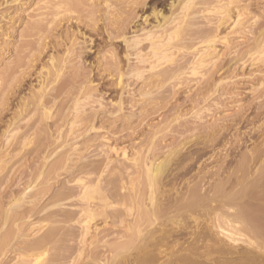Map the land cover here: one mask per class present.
I'll return each instance as SVG.
<instances>
[{
	"label": "rangeland",
	"instance_id": "rangeland-1",
	"mask_svg": "<svg viewBox=\"0 0 264 264\" xmlns=\"http://www.w3.org/2000/svg\"><path fill=\"white\" fill-rule=\"evenodd\" d=\"M67 1L68 3H66ZM71 1L73 4L70 3V0H0V169L3 171L0 173L2 176L0 177V185L2 184L0 186V230H4H1L2 232L0 231L1 238H3L5 232H9L10 228L12 230L15 228L17 234L10 230V233L11 231L12 233H15L12 235V239L15 238V241H11V245L13 243L15 244L9 246L13 249H15V247H13L14 245H17V247L19 246L18 249H15V251L19 253L23 248L25 249L24 245H27L26 243L31 242L37 237L40 238V235H43L48 228H53L55 229V232L56 230H59V232L54 233V240L50 244L51 247L50 245L47 247L45 257L47 256L49 258L47 260V257L46 259L44 257L45 264H63L61 258L65 257V259H67V256L70 258H68L69 260H66L65 262H72L71 264H74L75 262H77L76 264H87L89 259L88 257L86 258L87 252L85 251L91 250V246L93 247L95 245H103L102 242L97 243L94 241L95 235L97 238L99 234L102 235L109 228L112 231V239L113 236L117 234L118 235L114 236V238H118L119 240H123L127 238V236H131L132 239H135L139 235L137 230H134L133 228L131 231H128L129 233H127L125 227L127 228L128 219L133 221V218L137 216V212L143 210L145 206H149L150 201L148 196L150 195L149 193L148 195L146 193L148 192V188L145 187L146 185L144 182L139 185L136 183L133 186V189H131L130 181L133 182L138 179V174L143 171L141 169L144 163L155 162V164H157L169 155L171 156V161L167 171L165 172V175L163 176L162 189L167 191L166 195L171 200V202L175 199H178L179 197H187V194L191 189H196L195 185L197 184L198 186L199 181L200 187L198 186L199 188H197L198 191H200L199 195L205 196L202 197L203 199L207 198V196L214 197L215 199L218 198V200L221 202L223 201L229 206H227L228 209L225 211L232 214L236 213L238 210L242 212V210L245 209L247 211L246 215L249 217L247 218L250 219V223L253 224L255 228L259 229L262 235L256 238V235H254V237L249 233H245L246 235L243 234V239L241 238L242 240H246L250 236L247 239L248 245L244 243L231 245L229 242L227 244L226 239H224L222 236H219V233L217 234V229L207 227V223L202 221L206 218V215H204L205 211L209 210V205L205 203V206L202 207L195 206L191 212L193 219L196 218L199 222V228L196 230V232H198L196 238H192V236L187 234V236H184L178 241L179 244L176 247L169 248L167 253H171L170 250H173L174 252L176 251V253L173 251V253H171L172 256L175 254L173 258L175 259L180 257L178 260H182L181 263H185L187 260V264H264V253H262L264 252V232H262L264 229V0H211V2L208 0L211 4L208 8H206L208 5L204 4L203 6V4H201L204 0H186L188 3L185 5L187 8V10L185 8V17H188H186V20H182L183 17L180 19V16L184 13V10L181 9L183 7L182 5L184 4H180L179 2V5H181L180 7L177 5V0H124V2L121 0L120 2H122V4L119 2V0H113L114 2L111 3H113L114 6L116 5L117 8L114 9L116 7L115 6L113 9H111L116 10L117 13L122 15L121 22L124 21V19H127V21L125 20V24L128 26L125 30V35L127 34L126 37L129 38L133 36L132 32L137 31L138 29H149L154 27V25L156 26L163 17L166 19L170 18L178 20L176 23L179 22V25L177 26L175 24L174 26H171L170 29L172 27V29H174V27L180 28L176 34L177 41H179L178 37L182 38L183 36L182 40H180L182 42L178 43L177 45L178 48L182 47L180 48L181 50L177 51V46H174L176 45L175 43L177 41H173L172 45L174 46V49L168 51H172V53L167 52L169 57H166V55L165 57L167 59L165 60V57L163 56V60L160 62V65H163L160 66L158 64L160 68L157 66V69L160 71H165L166 69V74L163 71L165 76L162 73L163 76L161 75V78H159V75L156 81L154 76H157L156 73H159L157 72L159 70H155V68L154 71L150 72L152 76L151 85L149 86L150 88L146 89L148 92L146 98L140 97L139 94L137 95V92L140 89V79H132L133 85L131 87V93L127 95V98H124L125 102H127L124 103L123 101L124 104L121 106L122 111L120 113L116 112L117 108H115V103L118 102V94L117 88L115 86L117 83L115 77L117 75H115V67H113V65L116 66L119 60L122 58H120V56H122L123 53L119 51L121 50V43L118 39H114L110 43H115L117 41L115 44L118 48L109 46L108 43H105V39H102L100 36H98L102 26L109 23V19L106 20L109 18V16L106 14H109V11H111L110 13L113 15L116 13L115 11L112 12L110 9H106L105 5L103 7L101 0H75L77 1L75 2L76 4H74V0ZM125 2L129 4L126 6L127 3ZM135 2L137 5H133ZM57 4L58 7L60 5V7L57 9L58 12H56V8H54L57 7ZM171 4L176 6L172 7ZM216 5H218L220 9H218V6L215 7ZM52 6L54 7L52 8ZM178 6L179 8H177ZM122 7L123 10H119L120 8L122 9ZM178 9L183 13L178 15L181 13ZM104 10H106L105 13ZM123 12L127 14H123ZM193 12L194 15H192ZM41 13H44L43 15H48L49 13L51 14L47 17H44ZM40 14L42 17L39 16ZM56 14H58V16H56ZM111 14H109L110 17ZM187 14L191 16L189 17ZM105 16L106 19H103ZM40 17L42 18L41 20ZM112 19L110 22H112ZM36 21L39 22L36 23ZM234 21H237V23L235 22L237 25L234 24ZM156 22L158 23L156 24ZM34 24H40L38 26L36 25V31H32L30 29V26H33ZM38 27L39 30H37ZM183 27L187 30H191V32L189 33V31L185 30ZM181 28L183 31H181ZM184 30L188 32V35H182L185 32ZM175 36H173L174 39H176ZM71 43L76 44L77 48L81 49L80 51L82 54L80 55V61L79 59H75L74 55L69 58L71 54H65V49L69 48ZM207 51L211 54L207 53ZM206 53L210 55H208L207 58L205 57ZM50 55H53L51 56L52 58L56 56L55 59L58 58L57 60L62 58L67 59V57L68 59H74V61L70 63H73L72 65L69 63L66 65L67 68L74 66L73 72H75V70L79 71V80L77 81L79 82L78 86H80V84L82 85L84 82L85 84L83 83V85L87 84L89 87H91L92 97L90 100L91 102L96 101V103H92L90 105L91 107L89 106L92 110V112L89 111V113H93L94 117L97 115L98 116L93 119V122L92 120H89L91 122H86L87 125L84 123L82 124V127L78 126V129L75 128L77 131L80 129L79 132L77 133V131H74L76 132V135H74V137L70 136L69 138L72 137L71 140L68 138V143L70 144H68V147L70 149L77 148L76 151L71 150V152L69 151L70 153L68 152L70 159L69 157L67 159L68 161L70 160L71 163L68 161L67 162L72 166L68 163L67 166L68 169L69 166L70 169L73 167L75 169H71L73 172H71L70 169L69 171L58 170L55 173H50L48 171L49 167L54 162L58 161L59 156H61V152L68 151L70 149L65 148V150L56 153L55 156H52L49 160L44 162L45 155L43 153L40 154V151L37 150H40L41 145L45 143V139L44 141L43 139H39L40 137L44 138L45 133L44 131H41L42 133L39 132L41 129V124L38 122L39 120L36 115L29 118L27 117L26 120H24V124L22 125L25 126L26 122L27 124L33 125V123L36 121V124L34 123L33 130L30 131L31 133H29L34 134L36 132L37 134H42H38V138L35 136L36 134H34L35 140L43 141H41L42 144L39 145L40 147L37 146V144H40V142L37 143L38 141L32 140V145L33 142H35L33 147L31 145L30 147L28 146V149L27 147H23V149L21 148L22 146L19 148L16 146V148L13 149V146L17 144H15V142L18 140V136L21 134L20 132V134L18 132L16 133L19 135H16L15 133V135L12 134L13 137L11 138L12 140H10L12 142L9 143L8 140H6V137L9 136V134L5 133V125L7 121H10L14 116L16 108L15 106H17V103L21 100V98L25 96L29 98L33 92L36 93V91H38L40 88L39 83L41 80L38 79V77L40 74H44L46 72L45 70L49 68L47 67V64L49 66V59L51 58ZM116 56H119L118 58L120 59H116ZM200 57L206 60L205 64L199 67L198 60L201 59ZM116 60L118 62H115ZM132 60H134V57H132ZM111 63H113V65ZM16 64L20 66L17 67ZM176 65L178 66V69L181 66L183 69L180 68L179 71H177L178 69ZM121 66L122 65H120V67ZM83 67L84 70H81ZM117 67L118 66H116V68ZM42 68L44 70H40ZM68 73L71 74L72 72L70 73L68 70H65L64 76L66 79ZM144 75L147 76L148 74ZM80 78L85 79V81L83 79L80 81ZM64 79L65 78L63 77V80ZM77 82L76 87H78ZM73 86L75 87V84H73ZM210 86L211 88H209ZM133 91L134 95L132 98L131 94H133ZM7 99H9V101ZM133 99L136 101L133 103L136 106L132 104ZM112 103L115 104L113 107ZM128 103L132 106H128ZM99 105L100 107H98ZM94 107L100 110L99 112L97 109H95L97 112H99V114L94 110ZM55 110H57L55 107L51 108V111L53 112H51V114L55 115L57 113ZM106 110L109 112L110 110H112L111 112L114 110V115H109L108 111ZM103 111L105 112L103 113ZM86 112L85 115L89 114H86ZM90 114L89 116L91 117L93 114ZM119 116H122L123 119ZM116 117L120 119H117ZM37 123H39V125ZM91 123L93 124L94 128L88 132H85V126L89 127ZM35 127L38 128V132L37 130L34 131L36 129ZM4 136L6 137L4 138ZM15 136H17V140L14 139ZM75 136H79L77 140L75 139ZM4 141L8 142L7 146V142L5 143ZM228 141H230V143ZM11 144L12 147H10ZM224 144H226L228 147ZM17 145L19 146L20 144ZM71 145L75 148H72ZM4 146L7 148L10 147L9 151L7 148H4ZM211 146L214 147L212 148ZM33 148H37L35 149L37 154H34L36 151L34 152ZM16 149L17 152L15 151ZM26 149L29 150V153ZM22 150L23 154L21 153ZM77 150H81L79 151V153L81 152L80 155L77 153ZM112 150L113 152H111ZM75 152L78 154V156ZM71 154L75 155L72 156ZM142 154H144V157ZM108 155L112 158L110 161L111 164H108L111 169H109V167L108 169L110 172L107 169L109 173H103V176H101L100 179L102 181V183H100L101 186L107 190H103L104 194L101 192L103 200H105L104 197L106 196V200L104 202L108 205L105 207L107 209L105 210L104 208V210L105 212H110V210L113 209L111 210L112 214L117 213V216L121 213V210L123 213H121L122 217L119 216V218H112L108 212H104V215L102 211L101 214H103V216L100 214L97 217L99 219L96 218V221H94L95 223L97 222V225H95L94 222L90 224H93L94 226H91L93 231L91 229L90 230L93 233H95L97 230V233L93 234V236L91 231H89L90 233L86 234L85 236L81 234L80 237L79 232L82 233L83 231H79L81 228L78 229L76 226L78 217L77 215H74V210L78 211L77 209L79 208L77 207L79 206L77 205L78 198L74 199V197H72L71 200L69 197H60L57 195L61 194V192L64 193L68 191L70 188L72 190L78 185L77 183L79 182L77 180L80 177L76 174V168L78 170L81 166H86V164L94 166L96 164L95 161L97 164H99L101 158ZM244 155L247 158L250 156L252 158L256 157L255 159L253 158V160H251V157L249 158L251 161H253L251 163L252 165L248 161L246 163L248 170H246V174H248L247 176L250 177L248 178L246 176L243 178V180L239 179L240 181L235 182V179L232 178L234 176L242 175L241 172L235 175L233 174L232 170L234 171V168L235 171L239 169L241 163L240 160L242 159L241 157ZM256 155L261 156H259V160H257V162H255L258 157ZM211 156H213V158ZM227 156L229 157L227 158ZM74 157L75 160H73ZM132 157L137 159V163H139L141 166L139 164L134 165L133 160H131ZM105 158H102V160ZM197 158H199V162L196 160ZM92 161L94 162V165ZM237 164H239V166ZM132 165H134V167ZM21 166V169L18 168ZM24 166L25 168H23ZM126 166L129 168H126ZM113 168H116L115 172H113ZM87 169L89 170L90 168ZM187 169L189 171H187ZM259 169L261 171H258V173L257 170ZM118 170L119 172L121 171V174L118 172V174L114 175V173H117ZM111 171L113 174H111ZM134 171H136V173ZM178 173L179 176L183 174L185 175L182 176L183 178H178ZM228 174H231L232 176H229ZM116 175H119L117 179H121L122 184H119L121 183V180H116ZM110 176L112 177L109 179ZM128 176L129 179H127ZM174 176H176L178 179H175L176 177L174 178ZM228 176L231 178L229 179ZM200 178L201 180L203 179L205 183L201 181ZM111 179L116 180L119 186H121V188L123 187L122 191L119 190L120 187H116L118 186L117 183ZM47 180L48 182L45 183ZM106 180H109L108 182L110 183L108 184ZM170 180L172 181L170 182ZM111 181L114 182L116 186L114 183H111ZM102 184H105V186ZM106 184H108V186ZM112 184L113 186H111ZM218 184L219 190H216L215 187H217ZM223 184L225 186H223ZM109 186L113 187L109 188L113 192H110V190L108 192L107 188ZM212 188L214 189L212 190ZM113 189H115V191ZM127 189L130 191V197L128 200H125L123 205H120L119 201L116 199H119V196L122 194L127 193ZM116 190L120 194L117 195V192L115 193V196L113 194L116 192ZM40 191L42 193L44 192V194L42 195ZM239 192L242 193V197L238 195ZM37 193L41 196L39 195L36 197L38 195ZM109 193H113V197L108 195ZM75 194L77 195V193ZM136 194H138L140 199L136 196ZM33 197L37 199H34ZM53 197L56 199L54 198V200ZM153 197L156 198V200L154 199L156 203L164 200L161 197L160 188L155 190ZM114 200L117 202H114ZM30 202L33 203V207L30 206ZM58 202H60V204ZM28 203L30 204L28 205ZM57 203L62 205V207H58L56 205ZM71 203L77 208L74 209L75 207H73L72 209V207H70L72 205ZM216 204L217 203H214L212 205L214 206ZM22 205L24 211L27 207L26 211L28 212H25L24 214L30 213L28 216L21 214L24 212L21 209ZM34 208L36 209L34 210ZM62 208L66 212H64ZM58 210H62L61 213L63 212L62 214L65 216L51 215L50 217L49 213L51 211L53 213L57 212ZM69 211L72 213V215L67 216ZM183 212H185V210H183ZM17 213L18 216H16ZM19 213L22 215V217H20ZM23 216H25L26 219H24ZM54 216L56 219L53 218ZM72 216L74 217V220ZM61 217L66 218H64L66 223ZM67 217H69L70 221ZM177 218L181 221V225L189 224V226L191 225L190 227H193V224L190 223L192 219L186 217L184 218L182 215L181 217L179 216ZM113 219L116 220V223L115 221H112ZM121 220L125 221L122 222ZM130 221H128V223ZM73 222H75V224ZM122 223L125 225V227L121 225ZM71 224H74V227ZM75 226L77 228H75ZM168 227V230L174 231L172 230L173 226L169 225ZM116 228H118V231ZM151 228L152 226H150V228L143 227L141 229L143 231L141 232V235H143V233L146 231H150ZM123 229L125 230L126 235L123 234ZM191 230L194 231V228H190L189 230L187 229V231L184 232L190 233L192 232ZM62 231L68 236L64 235ZM15 235H17V237H15ZM72 236L74 238V243H72V240H69L72 238ZM90 236L92 239H90ZM84 237L86 238V241L83 240L85 239ZM87 238L90 239L91 242ZM22 239L25 240L23 241ZM27 239L29 242L26 241ZM81 239L84 243L81 241ZM21 240L24 243L20 242ZM137 240H135L136 243H133V248L138 243ZM80 241L82 243H80ZM54 245H56V249L54 248ZM78 246H84V248H81L83 249L81 252L79 251L80 249ZM9 248L6 250L7 252H10L11 248ZM76 250H78L80 253ZM6 251L5 253H7ZM11 251L12 252L9 254H5L3 252L2 255H0V264H15L16 261L14 260L15 262H12L11 259H15L16 256L14 257V255L20 256V253L13 254L15 251ZM117 254L118 264H128V262L129 264H133L130 263L133 262L131 261L133 260L131 259L132 257L134 258L136 256L143 255L139 254L138 251L134 249L129 251L119 250L117 251ZM54 255L56 260L53 259L50 261V256L53 257ZM107 256H111V254H107ZM71 257L72 261H70ZM16 258L19 259V257ZM165 258H162L161 261L155 263H162ZM126 259L131 260L126 262ZM27 260L28 259L25 261ZM102 261L106 262V258ZM18 263L19 262L17 261V264ZM175 263L177 264V262ZM66 264L70 263L67 262Z\"/></svg>",
	"mask_w": 264,
	"mask_h": 264
},
{
	"label": "bare ground",
	"instance_id": "bare-ground-1",
	"mask_svg": "<svg viewBox=\"0 0 264 264\" xmlns=\"http://www.w3.org/2000/svg\"><path fill=\"white\" fill-rule=\"evenodd\" d=\"M60 1V0H59ZM102 1V5H103V7H104V5H105V8L106 9H110V10H112L113 9V7H115L114 6V4L113 3H111V2H114L113 0H101ZM121 0H119V2H120ZM125 1H128V0H125ZM134 1V0H133ZM137 1V0H136ZM140 1V0H139ZM189 1V0H188ZM203 1V0H202ZM75 2H77V1H75L74 0V4H76ZM118 2V1H117ZM123 2H124V0H123ZM177 2H178V4L177 5H179V2H180V4H184V5H182L183 7L181 8L182 10H184V13L182 12V11H180L179 9V11L181 12V13H179L178 15H180V14H182L183 13V15H181L180 16V19L182 18V20H186V17H185V11L187 10V8H186V6L185 5H187L188 3L186 2V0H177ZM184 2H186V3H184ZM205 2V3H204ZM210 2H211V0H210ZM210 2L208 1V0H204L203 1V3H201V4H203V6H204V4L205 5H208L206 8H208L209 7V5H211L210 4ZM213 2V1H212ZM66 3H68V1L66 2ZM70 3L71 4H73V2L70 0ZM121 4H122V2H120ZM125 3H127V2H125ZM78 4V3H77ZM80 4H81V2H80ZM120 4V5H121ZM129 3H127L126 4V6L128 5ZM136 4V2L133 4V5H135ZM69 5V4H68ZM117 5H118V3H117ZM137 5V4H136ZM200 5V4H199ZM57 7H54V6H52V8L54 7V8H56L55 9V11L56 12H58L57 11V9L60 7V5H59V7H58V4L56 5ZM73 6V5H72ZM71 6V7H72ZM171 6L173 7L174 5L173 4H171ZM176 6V5H175ZM174 6V7H175ZM180 7H181V5H179ZM179 6L177 7V8H179ZM189 6V5H188ZM187 6V7H188ZM218 5H216L215 7H217ZM62 7V6H61ZM102 7V6H101ZM102 7V8H103ZM112 8V9H111ZM117 8V6L114 8V9H116ZM184 8V9H183ZM185 8H186V10H185ZM190 8V7H189ZM188 8V9H189ZM205 8V7H204ZM65 9V8H64ZM63 9V10H64ZM119 9V8H118ZM174 9V8H173ZM216 9V8H215ZM218 9H220L219 8V6H218ZM54 10V9H53ZM67 10L69 11V9L67 8ZM103 10V9H102ZM119 10H123V7H122V9L120 8ZM176 10V9H175ZM105 11L106 10H104V13H105ZM109 11V10H108ZM113 11H115V15H113V14H111L110 12L111 11H109V14H111V17L114 19H112L111 17H110V15L109 14H106L107 16H109V18H107L106 19V16H105V18L103 17V19H106V20H108L109 19V23L108 24H104L103 26H102V28L100 29V33H98V36H100V38H102V39H105L106 40V44L108 43V45L109 46H114V47H116V44L115 43H117V41L115 42V43H110L112 40H114V39H118L119 41H120V43H121V45H120V49L121 50H119V51H121L122 53H123V55L122 56H120V58H118L117 56V58L116 59H120L119 60V62L116 60L115 62H118L117 63V65L116 66H118L117 68H116V66L115 65H113V63H111L112 65H113V67H115V75H117L115 78H116V80H117V83L115 84V86H116V88H117V94H118V102L117 103H115V104H113L112 105V107L115 105L116 107L115 108H117V110H116V112H121L122 111V105L124 104V103H126L125 102V100H124V98L126 97H128L127 95H129L130 93H131V87H132V85H133V83H132V79H134V78H137V79H140V89L138 90V92H137V95L139 94V96L140 97H145L146 98V95L148 94V92H147V88H150L149 86L151 85V78H152V76H151V74H150V72L151 71H154V69L155 70H159V69H157V66H159L160 65V62L163 60V56L165 57L168 53H172V51L171 52H168V51H170V50H172V49H174V46L176 47L177 45H178V43H180V42H182V41H180V40H182V38H183V36H182V38H179L178 37V39H179V41H177V33H178V31H179V29L180 28H178V27H174V29H170V27L171 26H174L175 24L178 26L179 24V22L178 23H176V21H178V20H175V19H170V18H162V20H160L159 21V23L158 22H156V26L154 25V27H152V28H149V29H143V28H141V29H138L137 31H133L132 32V34H133V36H131V37H126V35H125V30L127 29V25L125 24L126 23V21H127V19H124V21H122V22H124V23H122L121 22V16L122 15H120L119 13H117L116 12V10H112V12ZM118 11V10H117ZM121 11H120V13H121ZM188 12H189V10H188ZM48 13V12H47ZM103 13V14H104ZM125 12H123V14H124ZM176 13V12H175ZM42 15L44 14V13H41ZM41 14L39 15V16H41ZM51 13H49L48 15H50ZM125 14H127V13H125ZM190 14V13H189ZM189 14H187L188 16H189ZM46 15V16H45ZM45 15H43L44 17H47L48 15L47 14H45ZM55 15V14H54ZM60 15V14H59ZM64 15V14H63ZM173 15V14H172ZM176 15V14H175ZM192 15H194V12L192 13ZM56 16H58V14H56ZM104 16V15H103ZM191 16V15H190ZM189 16V17H190ZM42 17V16H41ZM40 17V20L42 19ZM176 17H177V15H176ZM176 17H174V18H176ZM123 18V17H122ZM173 18V17H172ZM179 18V17H178ZM188 18V17H187ZM102 19V20H103ZM112 19V22H110V20ZM169 19V20H168ZM190 19H192V18H190ZM39 20V19H38ZM189 20V19H188ZM179 21H181V20H179ZM189 21H191V20H189ZM39 22V21H38ZM37 21H36V23H38ZM104 22H105V20H104ZM108 22V21H107ZM183 22V21H182ZM185 22V21H184ZM192 22H193V20H192ZM237 23V21H234V24L235 25H237L236 23ZM189 23H191V22H189ZM51 24H52V22H51ZM103 24V23H102ZM181 24H183V23H181ZM192 24V23H191ZM32 25V24H31ZM37 25V24H36ZM35 24L33 25V26H30L31 28V30L32 31H36V28H37V26L38 25H40V24H38L37 26H36ZM126 25V26H125ZM233 25V24H232ZM235 25H233V26H235ZM182 26H184V25H182ZM190 26H192V25H190ZM188 27V26H187ZM184 28V27H183ZM189 28V27H188ZM182 29V28H181ZM185 29V28H184ZM37 30H39V27H38V29ZM185 30H187V29H185ZM184 30V31H185ZM181 31H183V29L181 30ZM187 31H189V33L191 32V30H187ZM39 32V31H38ZM186 32V31H185ZM183 33L182 35H184V34H187L188 32H186V33ZM176 35V36H175ZM188 35V34H187ZM173 36H175V38L176 39H174L173 38ZM185 36V35H184ZM115 37V38H114ZM174 39V40H173ZM177 41L175 44L176 45H172V42L173 41ZM184 40V39H183ZM109 41V42H108ZM212 41V40H211ZM90 42H91V40H90ZM92 43V42H91ZM210 43V42H209ZM207 44H208V42H207ZM173 46V47H172ZM79 47V46H78ZM172 47V48H171ZM116 48H118V47H116ZM178 50L177 51H179V50H181L180 48H182V47H180V48H178V46L176 47ZM184 48V47H183ZM81 49H78L77 48V46H76V44H74V43H71L70 44V46H69V48H67V49H65V54L66 55H70L69 56V58L72 56V55H74L75 56V59H79V61L81 60L80 59V55L82 54L81 53V51H80ZM115 50H117V49H115ZM64 51V50H63ZM176 51V50H175ZM176 51V52H177ZM168 52V53H167ZM206 52V51H205ZM64 53V52H63ZM116 53H118V52H116ZM207 53H209L208 51H207ZM206 53V55H205V57L207 58L208 57V55L209 54H211V53H209V54H207ZM203 54V53H202ZM201 54V55H202ZM64 55V54H63ZM117 55V54H116ZM120 55H121V53H120ZM169 55V54H168ZM166 56V57H169V56ZM204 55V54H203ZM202 55V56H203ZM51 56H53V55H50V57ZM65 56V55H64ZM210 56V55H209ZM56 57V56H55ZM55 57L54 58H50L49 59V66H48V64H47V67H49L48 69H46L44 72V74H40L39 75V77H38V79H40L41 80V82L39 83L40 84V88L38 89V91H36V93L35 92H33L32 93V95L30 96V94H29V98H27V96H25V97H22L21 98V100L17 103V106H15L16 108H15V113H14V116L12 117V119L10 120V121H7V123H6V125H5V133H7V134H9V136L8 137H6V136H4V138L6 137L7 139L6 140H8V142L10 143V142H12V141H10V140H12L11 138L13 137V135H15L17 132L20 134H16V135H19L18 136V140H17V136H15V138L14 139H16L17 141L15 142V144L17 143V144H20L19 146L16 144L15 146H13V149L14 148H16V146L19 148V147H21V148H25V147H27V149L32 145L31 143H32V140H34V141H38L37 143H39L40 142V144H37V146H39V145H41L42 143H41V141L40 140H35V138H34V134H36L35 136H37V138L39 137V135H42V134H40V133H34V134H30L31 132L30 131H32L33 130V128H34V123L36 122H34L33 123V125H30V124H27V122H26V124H25V126L24 125H22V124H24V120H26V118L28 117H31V116H34V115H36L37 117H38V122L41 124V129H40V131L39 130H37L38 128H36L34 131H36L37 130V132L39 131V132H41V131H44V133H45V136H44V138L42 137H40L39 139H43V141H44V139H45V143L44 144H42L41 145V149L40 150H37V151H40L39 153L40 154H44L45 156H44V162L45 161H47V160H49L52 156H55L56 155V153H58V152H61L62 150H65V148H69L68 147V138L70 137V136H73L74 137V135H76L75 133L76 132H74V131H77L76 129H78L77 127L79 126V127H82L83 125L82 124H84V123H90L91 121H89V120H92V122L94 121L93 119H95L97 116H95L94 117V114L93 113H91V114H93V115H91L90 113H89V111H91L92 112V110H91V104L92 103H96V101L94 102V101H92L91 102V100H90V98L92 97V89H91V87H89L87 84V86L86 85H83V83H82V85L80 84V86H78V83L79 82H77L78 80H79V78H78V76H79V71L77 70H75V72H73L74 71V66L73 67H69V68H67V64L69 63H71L72 61H74V59H68V57H67V59L65 58V59H60V60H57V59H55ZM66 57V56H65ZM132 57H134V60H132ZM165 57V60L167 59ZM204 57V56H203ZM204 57V58H205ZM201 59L200 60H198V66L200 67L201 65H203V64H205V60L206 59H202V57H200ZM78 61V60H77ZM114 62V63H115ZM73 64V63H72ZM72 64H70V65H72ZM110 64V65H111ZM122 65L121 67H120V65ZM159 64V65H158ZM197 64V63H196ZM112 65H111V67H112ZM161 65H163V64H161ZM160 65V66H161ZM16 66L18 67V66H20V65H17L16 64ZM76 66V65H75ZM160 66H159V68H160ZM177 66V65H176ZM179 66H181V65H179ZM47 67H45V68H47ZM113 67H112V69H113ZM182 67V66H181ZM180 67V68H181ZM44 68V67H43ZM40 69V70H44V69ZM179 68V69H180ZM9 69V68H8ZM78 69H81V68H78ZM98 69V68H97ZM163 69V68H162ZM177 69H178V66H177ZM176 69V70H177ZM179 69L177 70V71H179ZM181 69H183V68H181ZM65 70H68L71 74H69L68 73V75H67V79H66V77L64 76L65 75ZM81 70H84V67H83V69H81ZM96 70V69H95ZM114 70V69H113ZM93 71V70H92ZM164 71V70H163ZM163 71L161 70H159V71H157V72H159V73H156V75L157 76H154V78H155V80L157 81V78H158V76L160 75V77L159 78H161V75H162V73H163ZM165 71H166V69H165ZM165 71H164V73H165ZM182 71V70H181ZM193 71H195V70H193ZM94 72V71H93ZM154 73V72H153ZM163 73V74H164ZM177 73V72H176ZM194 73V72H193ZM97 74V73H96ZM144 74H148L147 76H145ZM150 74V75H149ZM166 74V73H165ZM165 74H164V76H165ZM152 75H154V74H152ZM163 76V75H162ZM63 77L65 78L64 80H63ZM81 77V76H80ZM85 77V76H84ZM163 78V77H162ZM83 79V78H82ZM81 78H80V81L82 80ZM39 80V81H40ZM84 81H85V79H83ZM153 81V80H152ZM160 81V80H159ZM76 82H77V86L78 87H76ZM87 82V81H86ZM154 83V82H153ZM73 84H75V87L73 86ZM85 84V83H84ZM130 88V89H129ZM138 88H139V86H138ZM206 88V87H205ZM207 88H208V86H207ZM209 88H211V86L209 87ZM206 90V89H205ZM204 90V91H205ZM210 91V90H209ZM133 94H131L132 95V98H133V95H134V91L132 92ZM205 93V92H204ZM209 93V92H208ZM17 94H19V93H17ZM207 95V94H206ZM204 97V96H203ZM131 98V99H132ZM209 98V97H208ZM204 99V98H203ZM8 101H9V99H7ZM127 100V99H126ZM130 100V99H129ZM135 99H133V101H132V104L133 103H135L136 101H134ZM140 100V99H139ZM139 100H137V101H139ZM11 101V100H10ZM57 101V102H56ZM123 101H124V103H123ZM142 101V100H141ZM131 103V102H130ZM141 103V102H140ZM145 103V102H144ZM127 105V104H126ZM131 105V104H130ZM129 105V103H128V106H130ZM134 106H136L135 104H133ZM9 106V105H8ZM50 106H52V107H50ZM90 106V107H89ZM132 106V105H131ZM55 107V109H57V110H55V111H57V113L54 115V114H51V108H54ZM87 107H88V110H87ZM96 107V106H95ZM94 107V110L95 109H97V108H95ZM98 107H100V105L98 106ZM105 108H106V106H105ZM114 108V109H115ZM110 109V108H109ZM86 111H88V112H86ZM96 111V110H95ZM97 111H99L100 112V110L99 109H97ZM96 111V112H97ZM106 111H108V110H106ZM112 110H110V112H111ZM85 112H86V114L87 113H89L90 115H91V117L89 116V114H87V115H85ZM99 112H97L98 114H99ZM105 111H103V113H104ZM109 111H108V113H109V115H111V116H113L114 115V110H113V112H111L110 113ZM115 112V113H116ZM53 113V112H52ZM95 113V112H94ZM107 113V112H106ZM118 113V114H119ZM85 116H84V115ZM96 114V113H95ZM113 114V115H112ZM117 114V113H116ZM54 116V118H53V116ZM108 116V115H107ZM123 116V115H122ZM122 116H119V117H121L122 119H123V117ZM93 117V118H92ZM117 119H120V118H118V117H116ZM9 120V119H8ZM39 123H37L38 125H39ZM87 123H86V125H87ZM36 124V123H35ZM28 125V126H27ZM37 125V126H38ZM89 125V124H88ZM39 127V126H38ZM76 128V129H75ZM94 127H93V124L91 123V125L89 126V127H87V126H85V132H88V131H90V130H92ZM219 129V128H218ZM80 130V129H79ZM79 130L77 131V133L79 132ZM30 132V133H29ZM15 133V134H14ZM42 133V132H41ZM43 133V134H44ZM84 133V132H83ZM13 134V135H12ZM5 135V134H4ZM32 137H33V139H32ZM76 137V136H75ZM79 137V136H78ZM78 137H76L75 139L77 140V138ZM72 138V137H71ZM71 138H69V140H71ZM72 140H74V139H72ZM213 140V139H212ZM211 140V141H212ZM237 140V139H236ZM42 141V142H43ZM216 141V140H215ZM241 141H242V139H241ZM241 141H240V143H241ZM5 142V141H4ZM7 142V141H6ZM5 142V143H6ZM8 142H7V144H6V146L8 145ZM14 142H13V144H14ZM212 142H214V141H212ZM211 142V143H212ZM218 142V141H217ZM229 143H230V141H228ZM35 142H33V145H32V147L35 145L34 144ZM210 143V144H211ZM236 143V142H235ZM243 143V142H242ZM214 144V143H213ZM70 145V144H69ZM73 145V144H72ZM71 145V146H72ZM219 145V144H218ZM224 145H226V144H224ZM229 145V144H228ZM234 145V144H233ZM237 145V144H236ZM29 146V147H28ZM70 146V147H71ZM74 146V145H73ZM72 146V148H75V147H73ZM222 146V145H221ZM227 146V145H226ZM235 146V145H234ZM10 147H12V144H11V146ZM9 147V148H10ZM40 147V146H39ZM212 147V146H211ZM214 147V146H213ZM212 147V148H213ZM218 147V146H217ZM217 147H215V148H217ZM228 147V146H227ZM230 147V146H229ZM239 147V146H238ZM237 147V148H238ZM4 148H7V147H5L4 146ZM9 148H7V150L9 151ZM20 148V149H21ZM23 148V149H24ZM220 148V147H219ZM26 149V150H27ZM35 149H37V148H35ZM34 148H33V150H34V152L36 151ZM70 149V148H69ZM76 149L77 148H75V149H70V150H68V149H66V150H68V151H63V152H61V156H59V159H58V161H56V162H54L50 167H49V169H48V171L50 172V173H55L56 171H58V170H63V171H69V169H70V166H69V169H68V166H67V163L68 162H70V160L68 161V157H69V159H70V156H69V154H68V152L70 151L71 152V150H74V151H76ZM221 149V148H220ZM223 149H224V147H223ZM232 149H234V148H232ZM6 150V149H5ZM4 150V151H5ZM30 150H31V148H30ZM32 150V151H33ZM110 150V149H109ZM108 150V151H109ZM219 150V149H218ZM16 152H17V149L15 150ZM19 151V150H18ZM28 151V153H29V150H27ZM32 151H30L31 153H33ZM37 151L34 153V154H37ZM79 151H81V150H77V153H79ZM227 151V150H226ZM230 151V150H229ZM21 152V151H20ZM26 152V151H25ZM69 152V153H70ZM111 152H113V150L111 151ZM174 152V151H173ZM250 152H252V151H250ZM22 154H23V150H22V152H21ZM72 153H74V152H72ZM76 153V152H75ZM76 153V155L78 156V154ZM81 153V152H80ZM80 153H79V155H80ZM222 153V152H221ZM249 153V152H248ZM263 153V152H262ZM8 154V153H7ZM25 154V153H24ZM124 154V153H123ZM139 154V153H138ZM175 154V153H174ZM245 154H247V153H245ZM258 154V153H257ZM72 155V154H71ZM75 155V154H74ZM74 155H72V156H74ZM134 155V154H133ZM143 155V157H144V154H142ZM141 155V156H142ZM173 155V154H172ZM250 155V154H249ZM248 155V156H249ZM254 155H255V152H254ZM253 155V156H254ZM13 156V155H12ZM17 156V155H16ZM82 156V155H81ZM132 156V155H131ZM135 156V155H134ZM133 156V157H134ZM226 156V155H225ZM224 156V157H225ZM245 156V155H244ZM244 156H240L242 159L240 160V166H239V164H237L238 166H239V169L238 170H236L235 171V168H234V171L232 170V172H233V174H235V175H237V173H239V172H241V175L242 176H234L232 179H235V182H238V181H240L239 179H241V180H243V178L244 177H246L248 174H246V170H247V161L248 162H250V164L253 162V161H251V160H253V158L251 157V160L249 159V158H247L246 156L244 157ZM256 156H258L257 157V159L255 160V162H257V160H259L258 158H259V156L260 155H256ZM106 157V158H105ZM105 157H102V158H105V159H103L102 160V158H101V160L99 161V164H97V162L95 161V163L97 164H95L94 165V162H93V165L94 166H90V165H87L86 163V166H81L78 170H77V168H76V174L80 177H78L77 179V181L79 182V183H77L78 185L77 186H75V188H73L72 190H71V188L70 189H68V191H66V192H64V193H62L61 192V194H59V195H57V196H60V197H69V198H71V200H72V197H74V199H77L78 198V202H77V205H79V206H77V207H79L77 210L78 211H76V210H74L75 212V214L74 215H77V217H78V219H77V217H76V219H77V221H76V226L78 227V229L79 228H81V230H79V231H83L82 233H80L79 232V234H80V237H81V234L83 235V236H85L86 234H88V233H90L89 231H91L92 229H91V226H93V224L92 225H90L92 222H94V221H96V218L101 214V212L104 214V212H105V210L107 209V208H105L106 207V203L104 202L105 200H106V196L104 197L105 198V200H103V196L101 195V192L104 194V192H103V190L105 191L106 189H104V187L103 186H101V184L100 183H102V181L100 180L101 179V176H103L102 174L103 173H107L108 172V170L109 169H111V167L108 165L109 163H110V161H111V156L109 157V155L108 156H105ZM132 157V158H133ZM140 157V156H139ZM147 157V156H146ZM170 157L171 156H166L161 162H159V163H157V164H155V162L153 163V162H150V163H144L143 165H142V169L141 170H143V171H141L138 175V179H136L135 181H133V182H131L130 181V183H131V189H133V186L137 183L138 185L139 184H141L142 182H144L145 183V187H147L148 188V192H146L147 193V195H148V193H149V195L150 196H148L149 197V201H150V204H149V206H145L144 208H143V210H139L140 212H137V216L136 217H134L133 218V221H130L129 219H128V221H130L129 223H128V221H127V228L125 227V225H123V223L121 224V225H123L124 227H125V230H126V232L127 233H129L128 231H131V229L133 228L134 230L136 229L137 230V232H138V236L135 238V239H132V237L130 236H127V238H125V239H123V240H119L118 238H114V236H117L118 234H117V232H116V234L117 235H114L113 236V239H115V240H113L112 239V237H111V233H112V231H111V229L109 228L108 230H106L102 235H98V237H100V238H96V235L94 236L93 234H95V233H97V230H96V232L95 233H93L92 231H91V233H92V235L95 237V242H102V246H99V245H95V244H92V245H95V246H91V250H87V251H85V252H87V254H86V258L88 257V259H89V262L87 263V264H118V260H117V256H118V254H117V251H119V250H125V251H129V250H131V249H134V250H137L138 251V253L139 254H143L142 256L141 255H139V256H136V257H132L131 259H133V260H131V259H129V260H127L126 259V262H128V261H133V262H130V263H133V264H145V263H148V264H153V263H155V262H159V261H161V259L162 258H165L163 261H162V263H159V264H176L175 262H177V264H187L186 262H187V260L185 261V263L183 262V263H181V261L180 260H178L179 258H173L174 257V255L175 254H173V256L171 255V253H173L171 250H170V252L171 253H167V250H169V248H174V247H176L179 243H178V241L181 239V238H183L184 236H187V234H189V236H192V238L193 237H195L196 238V236H197V233L198 232H196V230L199 228V222H198V219H193V217H192V215H191V212H192V210H193V208H195V206H197V207H202V206H205L204 204L205 203H207L208 205H209V210H207V211H205V213H204V215H206V218H205V220H202V221H205L206 223H207V227H209V228H215V229H217L218 230V232H217V234L219 235V236H222V237H224V239H226V241H227V244H228V242H229V244H237V243H244V244H247L248 245V242H247V239L250 237H246L247 239L246 240H242L243 238V234H245V233H249V234H252L253 236L254 235H256V238L258 237V236H260V235H262V233L259 231V229H257V228H255L254 226H253V224H251L250 223V219H248L249 217H248V215H246L247 213V211L244 209V210H242V209H240V210H242V212L241 211H237L236 213H234V214H232V213H229V212H227V211H225L226 209H228L227 208V204H225L223 201L221 202L220 200H218V198H214V197H208L207 196V198H205V199H203L202 197H205V196H201V195H199V193H200V191H198V188L200 187V185H199V181H198V186H197V184L195 185V187H196V189H191L190 191H189V193L187 194V197H179L178 199H175L174 201H172L171 202V200L168 198V196L166 195L167 194V191H165V189L163 190L162 188H163V185H162V180H163V176L165 175V172L167 171V169H168V166H169V164H170ZM196 157H197V154H196ZM212 158H213V156H211ZM229 156H227V158H228ZM261 157V156H260ZM72 158V157H71ZM82 158H83V156H82ZM81 158V159H82ZM131 158V160H133V162H134V165H137V164H139V163H137V159H135V158H133L132 159ZM226 158V159H227ZM244 158V159H243ZM256 158V157H255ZM254 158V159H255ZM79 159V158H78ZM130 159V158H129ZM153 159V158H152ZM195 159V158H194ZM198 159L199 158H197L196 160L198 161ZM207 159V158H206ZM208 159H209V157H208ZM207 159V160H208ZM73 160H75V157H74V159ZM83 160V159H82ZM130 160V161H131ZM139 160V159H138ZM145 160V159H144ZM174 160V159H173ZM181 160V159H180ZM185 160V159H184ZM68 161V162H67ZM127 161H129V160H127ZM143 161V160H142ZM146 161V160H145ZM148 161V160H147ZM151 161V160H150ZM179 161V160H178ZM182 161V160H181ZM189 161V160H188ZM191 161H192V158H191ZM225 161V160H224ZM132 162V161H131ZM199 162V161H198ZM71 163V162H70ZM72 163H73V161H72ZM79 163V162H78ZM69 164V163H68ZM111 164V163H110ZM190 164V163H189ZM228 164V163H227ZM249 164V163H248ZM258 164V163H257ZM261 164V163H260ZM69 165H71V164H69ZM134 165H132L133 167H134ZM140 165V164H139ZM179 165V164H178ZM252 165V164H251ZM72 166V165H71ZM88 166H90V167H88ZM108 166V167H107ZM141 166V165H140ZM176 166H177V164H176ZM189 166V165H188ZM196 166V165H195ZM249 166V165H248ZM76 167V166H75ZM110 167V168H109ZM125 167V166H124ZM136 167V166H135ZM137 167H139V166H137ZM187 167V166H186ZM192 167V166H191ZM18 168H22V166L21 167H18ZM17 168V169H18ZM23 168H25V166L23 167ZM73 168V167H72ZM71 168V169H72ZM87 168H90L89 170L87 169ZM109 168V169H108ZM126 168H129V167H127L126 166ZM236 168H238V167H236ZM249 168V167H248ZM252 168V167H251ZM9 169V168H8ZM71 169H70V171H71ZM74 169V168H73ZM108 169V170H107ZM114 169V171L113 172H115V169L116 168H113ZM119 169V168H118ZM135 169V168H134ZM255 169V168H254ZM15 170V169H14ZM75 170V169H74ZM127 170V169H126ZM181 170V169H180ZM2 170L0 169V173H2L1 172ZM138 171V170H137ZM187 171H189L188 169H187ZM248 171V170H247ZM254 171V170H253ZM260 172L261 170L259 169V170H257V172ZM264 171V170H263ZM71 172H73V171H71ZM109 172H110V170H109ZM108 172V173H109ZM118 172H119V170L117 171V173H114V175L115 174H118ZM121 172V171H120ZM119 172V174H121ZM135 173H136V171H134ZM186 172V171H185ZM232 172H231V174H232ZM256 172V173H257ZM258 172V173H259ZM61 173H63V172H61ZM68 173V172H67ZM184 173V172H183ZM212 173V172H211ZM251 173V172H250ZM255 173V172H254ZM64 174V173H63ZM69 174V173H68ZM71 174H73V173H71ZM111 174H113L112 173V171H111ZM229 175V176H232V175ZM261 174V173H260ZM70 175V174H69ZM77 175H76V177H77ZM114 175H112V176H114ZM181 175V174H180ZM185 174H183V175H181V176H179V173H178V178H180V177H182V176H184ZM196 175V174H195ZM210 175V174H209ZM215 175V174H214ZM257 175V174H256ZM112 176H110L109 177V179L112 177ZM119 175H116L115 177H116V180H121V179H117V177H118ZM202 176V175H201ZM228 176V177H229ZM255 176V175H254ZM0 177H2L1 175H0ZM173 177V176H172ZM176 176H174V178H175ZM248 177V176H247ZM250 177V176H249ZM248 177V178H249ZM114 178V177H113ZM177 177L175 178V179H178ZM183 178V177H182ZM203 178V177H202ZM231 177H229V179H230ZM47 179V178H46ZM46 179H44V180H46ZM48 179H49V177H48ZM106 179V178H105ZM107 179H108V177H107ZM127 179H129V176H128V178ZM246 179V178H245ZM3 180V179H2ZM112 180V179H111ZM116 180H112V181H115L116 183H117V185L118 186H116L115 185V183L114 182H112L111 181V183H114V185L118 188V187H120L121 188V186H119V184H122V180H121V183H119L118 184V182L116 181ZM131 180V179H130ZM200 180H201V178H200ZM249 180V179H248ZM107 181V180H106ZM109 181V180H108ZM107 181V183L109 184L110 182H108ZM172 180H170V182H171ZM196 181V182H197ZM201 181H203V179L201 180ZM233 181V180H232ZM231 181V182H232ZM247 181V180H246ZM2 182V181H1ZM48 182V180L45 182V183H47ZM128 182H129V180H128ZM164 182V181H163ZM204 183H205V181H203ZM219 182H220V180H219ZM221 182H222V180H221ZM106 183V182H105ZM129 183V184H130ZM225 183V182H224ZM247 183V182H246ZM251 183V182H250ZM253 183V182H252ZM67 184V183H66ZM69 184V183H68ZM108 184H106L107 186H108ZM176 184V183H175ZM174 184V185H175ZM219 184H221V183H219ZM219 184L217 185V187H215V189L217 190H219ZM238 184V183H237ZM2 185V184H1ZM0 185V186H1ZM102 185H104L105 186V184H102ZM106 186V187H107ZM111 186H113V184L111 185ZM123 186V185H122ZM186 186H188V185H186ZM212 186H214V185H212ZM211 186V187H212ZM223 186H225L224 184H223ZM67 187V186H66ZM143 187V186H142ZM198 187V188H197ZM210 187V188H211ZM109 188H113V187H108L107 189H108V192H109ZM115 188V187H114ZM119 188V190H121L122 191V189H123V187L120 189ZM158 188H160V194H161V197L164 199V200H162L161 202H159V203H156L155 201H154V199L156 200V198H154L153 196H154V193H155V190H157ZM165 188V187H164ZM173 188V187H172ZM192 188V187H191ZM222 188V187H221ZM247 188V187H246ZM41 189V188H40ZM39 189V190H40ZM116 189V188H115ZM115 189H113L114 191H115ZM176 189V188H175ZM214 188H212V190H213ZM38 190V191H39ZM43 190V189H42ZM41 190V191H42ZM65 190H67V189H65ZM118 190V189H117ZM116 190V192H114V194L113 193H109L108 195H110V196H112V194L113 195H115V193H117L118 191ZM128 190V189H127ZM242 190H243V188H242ZM38 191H36V192H38ZM40 191V192H41ZM44 191H45V189H44ZM62 191V190H61ZM107 191V190H106ZM133 191V190H132ZM141 191V190H140ZM172 191V190H171ZM174 191V190H173ZM208 191H209V189H208ZM245 191V190H244ZM243 191V192H244ZM110 192H113L112 190H110ZM130 191L128 190L127 191V193H124V194H122L121 196H119V199L121 200H119V199H116V200H118L119 201V204L120 205H123L124 203H125V200H128L129 199V197H130V193H129ZM134 192V191H133ZM132 192V193H133ZM138 192V191H137ZM143 192V191H142ZM186 192V191H185ZM39 193V192H38ZM37 193V194H38ZM75 193H77V195L75 194ZM106 193V192H105ZM209 193H210V191H209ZM36 194V195H37ZM41 194L43 195L44 194V192L42 193L41 192ZM74 194H75V196H76V198H75V196H74ZM118 194H120L119 192L117 193V195ZM142 194V193H141ZM145 194V193H144ZM40 194H38L36 197H38ZM146 195V194H145ZM234 195V194H233ZM238 195L240 196V197H242V193H238ZM24 196V195H23ZM41 196V195H40ZM116 196V195H115ZM132 196V195H131ZM136 196L138 197V194H136ZM139 196H141V195H139ZM235 196V195H234ZM238 196V197H239ZM43 197V196H42ZM108 197V196H107ZM113 197V196H112ZM146 197V196H145ZM144 197V198H145ZM243 197H244V195H243ZM34 199H37V198H35V197H33ZM55 197H53V199H54ZM114 198H116V197H114ZM139 199H140V197H138ZM23 199V198H22ZM33 199V200H34ZM41 199V198H40ZM43 199V198H42ZM56 199V198H55ZM54 199V200H55ZM64 199H66V198H64ZM108 199V198H107ZM134 199H136V198H134ZM228 199H229V197H228ZM24 200V199H23ZM69 200V199H68ZM137 200V199H136ZM231 200V199H230ZM31 202H33L32 200H30ZM37 201V200H36ZM63 201V200H62ZM70 201V200H69ZM160 201V200H159ZM228 201V200H227ZM29 202V201H28ZM30 202V203H31ZM35 202V201H34ZM57 202V201H56ZM114 202H117V201H115L114 200ZM140 202V201H139ZM143 202H144V200H143ZM158 202V201H157ZM24 203V202H23ZM30 203H28V205L30 204ZM55 203V202H54ZM59 204H60V202H58ZM56 204L58 207L59 206H61L62 207V205H59V204ZM105 203V204H104ZM145 203H146V201H145ZM214 203H217L216 205H212V204H214ZM230 203V202H229ZM35 204V203H34ZM72 204V203H71ZM70 204V205H71ZM75 204V203H74ZM33 205V203H31L30 204V206H32ZM55 205V204H54ZM54 205H52V206H54ZM64 205V204H63ZM120 205H118V206H120ZM144 205V204H143ZM29 206V207H30ZM34 206V205H33ZM32 206V207H33ZM36 206V205H35ZM48 206V205H47ZM108 206V205H107ZM111 206V205H110ZM70 207H72V209H73V207H75L73 204L70 206ZM77 207H75L74 209H76ZM229 207V206H228ZM27 208V207H26ZM26 208H25V211L23 210V205H22V210L24 211L23 213H21L22 215L25 213V212H28V211H26ZM104 208H105V210H104ZM109 208V207H108ZM112 208V207H111ZM242 208V207H241ZM31 209V208H30ZM33 209V208H32ZM36 208H34V210H35ZM44 209V208H43ZM71 209V208H70ZM118 209V208H117ZM62 210H63V208H62ZM61 210V211H62ZM111 210H113V209H111ZM110 210V212L109 211H106L105 213H109V215H111V217L113 218V217H116V218H119V216L120 217H122L121 216V213H122V211L120 210V214H118V216H117V213H113L112 214V211ZM183 210H185V212H183ZM33 211V210H32ZM31 211V212H32ZM56 211V210H55ZM61 211H57V212H53L52 213V211L49 213V215H50V217H51V215H57V216H63L64 214H62L61 213ZM64 211V210H63ZM118 211V210H117ZM183 213H182V212ZM245 211V212H244ZM249 211V210H248ZM18 212V211H17ZM22 212V211H21ZM49 212V211H48ZM64 212H66V211H64ZM250 212V211H249ZM171 213H173V214H171ZM174 213H176V214H174ZM7 214V213H6ZM20 214V213H19ZM20 214V217H22V215ZM30 214V213H29ZM29 214H24V215H29ZM34 214V213H33ZM62 214V215H61ZM68 215L67 216H69V215H72V213H70V211L67 213ZM103 214H101L102 216H103ZM123 214V213H122ZM172 216H171V215ZM251 214V213H250ZM5 215V214H4ZM105 215V214H104ZM174 215V216H173ZM181 215H182V217H186V218H190V219H192L191 220V224H193V227H190L189 226V224H187V225H181L182 223H181V221L180 220H178V218L177 217H181ZM252 215V214H251ZM5 216H7V215H5ZM16 216H18V213L16 214ZM15 216V217H16ZM45 216V215H44ZM65 216V215H64ZM106 216H108V215H106ZM20 217H19V219H20ZM24 217V219H26L25 218V216H23ZM30 217V216H29ZM73 217V216H72ZM109 217V216H108ZM108 217H106V218H108ZM248 217V218H247ZM53 218H55V216L53 217ZM61 218H65V217H61ZM68 218V220L70 221V219H69V217H67ZM80 218V219H79ZM105 218V217H104ZM116 218H114V219H116ZM5 219V218H4ZM22 220H24L23 218H21ZM48 219V218H47ZM56 219V218H55ZM66 219V218H65ZM64 219V221H65V223H66V220ZM75 219V220H76ZM97 219H99V218H97ZM112 220V221H115V223H116V220ZM15 220H16V218H15ZM18 220V219H17ZM46 220V219H45ZM53 220V219H52ZM67 220V221H68ZM73 220H74V217H73ZM119 220V219H118ZM40 221V220H39ZM58 221V220H57ZM122 222H124L123 220H121ZM59 222H60V220H59ZM62 222H63V220H62ZM119 222H120V220H119ZM5 223H6V220H5ZM71 223H72V221H71ZM74 224H75V222H73ZM95 223V222H94ZM97 223V222H96ZM95 223V225H97ZM105 223V222H104ZM107 223V222H106ZM68 224V223H67ZM74 224H71V225H73V227H74ZM112 224H113V222H112ZM117 224H118V221H117ZM4 225H6V224H4ZM120 225V224H119ZM173 226V229L172 230H174V231H170V230H168L167 229V227L168 226ZM70 226V225H69ZM75 226V228H77ZM114 226V225H113ZM150 226H152V228L150 229V231H146L145 233H143V235H141V232H143L141 229L144 227V228H150ZM256 226V225H255ZM260 226V225H259ZM258 226V227H259ZM263 226V225H262ZM63 227V226H62ZM70 227H72V226H70ZM69 227V228H70ZM94 227V226H93ZM142 227V228H141ZM3 228V227H2ZM64 228V227H63ZM68 228V229H69ZM74 228V229H75ZM96 228V227H95ZM169 228V227H168ZM172 228V227H171ZM192 229V228H194V231L193 230H191L192 232H190V233H188V232H184V231H187V229L189 230V229ZM15 228H13V230L10 228V230H12V231H14L16 234H17V232H16V229L14 230ZM48 229H50V228H48ZM47 229V231L43 234V235H40V238L39 237H37L36 239H33L31 242H29L28 241V239L26 240V241H28L29 243H26L27 245H24L25 246V249L23 248L22 249V251L21 252H19L20 253V256L18 255H14V257L16 256V257H19V259L18 258H16L15 257V259H11V261L12 262H15V264H17V261L19 262L18 264H45V262H44V257H45V254H46V251H47V247L52 243V241L54 240V233H56V232H59V230L57 231L56 230V232L54 231L55 229H53V228H51L50 230H48ZM53 229V230H52ZM73 229V228H72ZM77 229V230H78ZM91 229V230H90ZM94 229V228H93ZM105 229H106V227H105ZM121 229V228H120ZM119 229V230H120ZM2 230V229H1ZM0 230V231H1ZM6 230H8V229H6ZM5 230V231H6ZM10 230H9V232L7 233V232H5L4 233V235H3V238H1V236H0V255H2V253L4 252L5 253V251L10 247L9 245H11V241L12 242H14L15 240V238L14 239H12V235H14L15 233L13 232L12 233V231H11V233H10ZM116 230L118 231V228H116ZM124 230V229H123ZM125 230H124V232H123V234H125L126 232H125ZM183 230V231H182ZM2 231H4V230H2ZM1 231V232H2ZM69 231V230H68ZM63 232V231H62ZM75 232V231H74ZM103 232V231H102ZM120 232V231H119ZM133 232V231H132ZM136 232V233H137ZM216 232V231H215ZM243 232V233H242ZM262 232H264V229L262 230ZM64 233V232H63ZM76 233H77V231H76ZM75 233V234H76ZM101 233V232H100ZM131 233V232H130ZM1 234V233H0ZM72 234H74V233H72ZM71 234V235H72ZM114 234V233H113ZM191 234V235H190ZM18 235H19V233H18ZM64 235H67V234H65L64 233ZM89 235H91V234H89ZM91 235V236H92ZM126 235V234H125ZM246 235V234H245ZM21 236V235H20ZM63 236V235H62ZM68 236V235H67ZM82 236V237H83ZM91 236H90V239H92L91 238ZM252 236V237H253ZM15 237H17V235H15ZM61 237V236H60ZM80 237H79V240H80ZM87 237V236H86ZM93 237V238H94ZM111 237V238H110ZM123 237V236H122ZM255 237V236H254ZM263 237V236H262ZM85 238V237H84ZM106 238H108L109 240L110 239H112V240H110V241H112V242H110L108 239H106ZM191 238V237H190ZM191 238V239H192ZM242 238V239H241ZM260 238V237H259ZM68 239H69V237H68ZM73 236H72V238H70L69 240L71 241H73ZM88 239V238H87ZM90 239H88V240H90ZM120 239H121V237H120ZM138 239V240H137ZM253 239V238H252ZM16 240H17V238H16ZM23 240V239H22ZM20 241V242H23V241ZM60 240V239H59ZM67 240V239H66ZM75 240H76V238H75ZM83 240H85L86 241V238L85 239H83ZM135 240H137L138 241V243L136 244V246L133 248V243L135 242L136 243V241ZM250 240V239H249ZM259 240V239H258ZM261 240V239H260ZM81 241H82V239H81ZM80 241V243H82ZM254 241V240H253ZM64 242V241H63ZM89 242V241H88ZM90 242H91V240H90ZM250 242V241H249ZM262 242V241H261ZM24 243V242H23ZM23 243H21V244H23ZM58 243H61V242H58ZM72 243H74V241L72 242ZM79 243V245L81 246V244ZM84 243V242H83ZM225 243V242H224ZM251 243V242H250ZM250 243H249V245H250ZM257 243V242H256ZM13 244H15V243H13ZM12 244V245H13ZM76 244V243H75ZM243 244V245H244ZM252 244V243H251ZM11 245V246H12ZM18 245H20V244H18ZM77 245H78V242H77ZM86 245V244H85ZM84 245V246H85ZM87 245H88V243H87ZM230 245V246H231ZM238 245V244H237ZM256 245V244H255ZM20 246H22V245H20ZM27 246V247H26ZM55 247V249H56V245H54ZM84 246H82L83 248H84ZM89 246V245H88ZM257 246V245H256ZM8 247V248H7ZM13 247H15V249H18V247H17V245L15 246H13ZM50 247H51V245H50ZM73 247V246H72ZM71 247V248H72ZM77 247V246H76ZM79 247V246H78ZM82 247H79V251L81 252V250H83V249H81ZM86 247V246H85ZM227 247V246H226ZM5 248H7V249H5ZM11 248V247H10ZM9 248V249H10ZM21 248V247H20ZM19 248V249H20ZM53 248V249H54ZM257 248V247H256ZM259 248V247H258ZM15 249H13V248H11V250H14L15 251ZM54 249V250H55ZM61 249V248H60ZM75 249V248H74ZM74 249H73V252H74ZM78 249V248H77ZM5 250V251H4ZM10 250V252H12ZM51 250H52V248H51ZM59 250V249H58ZM257 250V249H256ZM260 250V249H259ZM18 251H20V250H18ZM76 251H78V250H76ZM78 251V252H79ZM83 251V252H84ZM235 251V250H234ZM7 252V251H6ZM10 252H7L8 254L10 253ZM37 252V253H36ZM72 252V251H71ZM79 252V253H80ZM84 252V253H85ZM156 252V253H155ZM7 253H5V254H7ZM15 253H18L17 251H15L13 254H15ZM18 253V254H19ZM65 253V252H64ZM79 253H78V255H79ZM108 255H110L111 254V256H107V254ZM174 253H176V251L174 252ZM262 253H264V252H262ZM60 254V253H59ZM233 254H234V252H233ZM56 255V254H55ZM55 255L53 256V257H51L50 256V261L51 260H53V259H55ZM62 255V254H61ZM72 255V254H71ZM70 255V256H71ZM168 255H170V256H168ZM6 256V255H5ZM5 256H3V257H5ZM67 256V255H66ZM80 256V255H79ZM78 256V257H79ZM176 256H177V254H176ZM13 257V258H14ZM47 257V256H46ZM46 257H45V259H46ZM60 257H62V256H60ZM59 257V258H60ZM1 258V257H0ZM48 258L49 257H47V260H48ZM68 258H70L69 256H67V259H65V257L64 258H61V260L63 261L62 263L63 264H66L67 262L68 263H72V262H69V261H67V262H65L66 260H69ZM102 258H106V262H103L102 260H104V259H102ZM18 259V260H17ZM26 259H28L27 261H25ZM87 259V260H88ZM15 260V261H14ZM47 260H45V261H47ZM56 260V259H55ZM76 260V259H75ZM86 260V261H87ZM124 260V259H123ZM2 261V260H1ZM21 261V262H20ZM60 261V260H59ZM70 261H72V257H71V260ZM85 261V262H86ZM175 261V262H174ZM3 262H4V260H3ZM73 262H75V261H73ZM61 263V262H60ZM77 262H75L74 264H76ZM52 264V263H51ZM83 264H86V263H83ZM128 264H129V262H128ZM155 264H158V263H155Z\"/></svg>",
	"mask_w": 264,
	"mask_h": 264
}]
</instances>
